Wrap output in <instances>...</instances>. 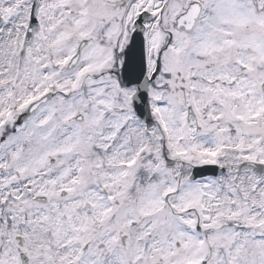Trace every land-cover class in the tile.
<instances>
[{"label":"snow or ice","instance_id":"snow-or-ice-1","mask_svg":"<svg viewBox=\"0 0 264 264\" xmlns=\"http://www.w3.org/2000/svg\"><path fill=\"white\" fill-rule=\"evenodd\" d=\"M0 264H264V0H0Z\"/></svg>","mask_w":264,"mask_h":264}]
</instances>
